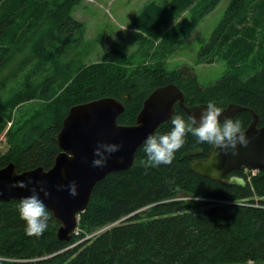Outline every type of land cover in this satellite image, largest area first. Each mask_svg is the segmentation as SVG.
<instances>
[{
  "label": "trees",
  "instance_id": "16d2710c",
  "mask_svg": "<svg viewBox=\"0 0 264 264\" xmlns=\"http://www.w3.org/2000/svg\"><path fill=\"white\" fill-rule=\"evenodd\" d=\"M80 1L0 0V133L8 144L0 168L9 162L17 171L50 168L70 106L113 96L125 106L117 122L132 124L145 97L168 83L183 92L186 106L239 104L264 125V0L229 1L200 48L197 63L228 66L207 86L191 66L167 69L165 51H147V64L120 49L88 64L63 62L57 55L66 53L73 31L80 38L83 32L71 16ZM193 1L172 0L157 14L168 25ZM217 1L206 0L200 15ZM176 114L188 117L175 105ZM229 118L240 119L245 129L252 116L244 111ZM170 120L155 133L170 131ZM210 147L188 134L171 164L151 166L142 144L128 170L96 183L69 242L57 238L59 223L49 209V227L30 236L20 200L0 201V264H264V172L247 180L243 170L234 171L246 187L199 176L189 163Z\"/></svg>",
  "mask_w": 264,
  "mask_h": 264
},
{
  "label": "water",
  "instance_id": "95a60500",
  "mask_svg": "<svg viewBox=\"0 0 264 264\" xmlns=\"http://www.w3.org/2000/svg\"><path fill=\"white\" fill-rule=\"evenodd\" d=\"M129 98L128 94L123 99ZM181 108L187 116L195 115L197 119L207 104L186 106L183 92L173 83L160 85L153 89L143 100L134 123L120 124L117 118L125 106L121 99L113 96H102L70 106L62 120L57 134L59 152L53 165L44 169L37 166L17 171L14 163L9 162L0 168V201L21 200L31 195L29 188L37 187L43 181L50 193L45 197L41 192L40 199L52 212L59 223L56 231L60 241L69 242L78 225L79 214L83 212L90 200L96 183L109 173L128 170L135 159L136 150L144 143L149 134L155 133L163 123L168 122L175 110ZM249 112L252 119L244 129L251 143L247 148L238 146V154L231 151L224 153L211 145L203 158L193 159L189 163L192 172L199 176L222 182L224 184L246 187L247 180L233 173L242 169L264 172V125H259L258 115L246 106L230 103L223 108L220 120L240 112ZM122 144L121 149L112 154L105 167H93V151L97 144ZM33 181L28 188H10L17 181ZM75 181L76 196H71L65 188Z\"/></svg>",
  "mask_w": 264,
  "mask_h": 264
},
{
  "label": "rangeland",
  "instance_id": "374dc122",
  "mask_svg": "<svg viewBox=\"0 0 264 264\" xmlns=\"http://www.w3.org/2000/svg\"><path fill=\"white\" fill-rule=\"evenodd\" d=\"M172 0H81L71 16L83 24L81 38L73 31L67 40L63 62L91 63L109 50L133 53L134 61H151L145 54L165 51L167 69L191 66L199 83L207 86L216 82L228 69L223 62L197 63L200 48L222 19L230 0H218L214 7L200 15L206 0H194L188 9L170 24L160 19L159 9ZM210 5V4H209ZM59 45V44H58ZM34 102L26 105H31ZM8 144L0 133V153ZM251 172H247V175Z\"/></svg>",
  "mask_w": 264,
  "mask_h": 264
},
{
  "label": "clouds",
  "instance_id": "9594fccd",
  "mask_svg": "<svg viewBox=\"0 0 264 264\" xmlns=\"http://www.w3.org/2000/svg\"><path fill=\"white\" fill-rule=\"evenodd\" d=\"M223 109L218 107L215 102H209L207 107L201 112L199 119L195 115L185 118L183 115L176 114L171 117V130L167 133L149 134L144 143L143 151L146 154V163L151 166L161 164L169 165L175 158V153L179 151L186 143V137L191 134L197 138V143L208 144L224 153L231 151L232 155L238 154V146L247 148L251 143L246 136L245 130L240 119L225 118L223 122L219 119ZM122 144L104 143L97 144L93 151V167H105L110 156L118 152ZM37 187L29 188L31 195L20 200L18 211L20 217L26 223V233L28 235H41L48 227L51 219L49 210L43 200L40 199L39 193L48 197L50 193L46 190L43 181L37 182ZM33 181H17L10 184V188H28ZM60 190L65 188L71 196H76L77 185L75 181L70 182L67 186L58 185Z\"/></svg>",
  "mask_w": 264,
  "mask_h": 264
},
{
  "label": "built area",
  "instance_id": "2783aa9c",
  "mask_svg": "<svg viewBox=\"0 0 264 264\" xmlns=\"http://www.w3.org/2000/svg\"><path fill=\"white\" fill-rule=\"evenodd\" d=\"M245 171H246V173H247L248 171L251 172L250 174H254V173H255V171H252V170H246V169H245ZM249 178H250V175L248 174V175H247V180H249ZM76 229H77V228H76ZM76 229H75V233H77V232H76Z\"/></svg>",
  "mask_w": 264,
  "mask_h": 264
},
{
  "label": "flooded vegetation",
  "instance_id": "af4514ba",
  "mask_svg": "<svg viewBox=\"0 0 264 264\" xmlns=\"http://www.w3.org/2000/svg\"><path fill=\"white\" fill-rule=\"evenodd\" d=\"M243 170V172L246 174V171L244 170V169H242ZM222 183V182H221Z\"/></svg>",
  "mask_w": 264,
  "mask_h": 264
}]
</instances>
